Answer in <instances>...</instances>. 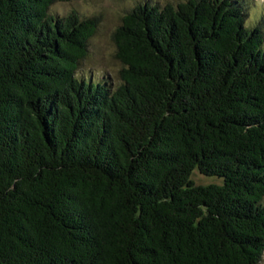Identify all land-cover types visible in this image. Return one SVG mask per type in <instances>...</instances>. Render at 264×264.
I'll list each match as a JSON object with an SVG mask.
<instances>
[{"label": "trees", "instance_id": "obj_1", "mask_svg": "<svg viewBox=\"0 0 264 264\" xmlns=\"http://www.w3.org/2000/svg\"><path fill=\"white\" fill-rule=\"evenodd\" d=\"M54 1L0 0V264H258L261 27L237 0L138 4L111 87L77 74L98 19Z\"/></svg>", "mask_w": 264, "mask_h": 264}, {"label": "rangeland", "instance_id": "obj_2", "mask_svg": "<svg viewBox=\"0 0 264 264\" xmlns=\"http://www.w3.org/2000/svg\"><path fill=\"white\" fill-rule=\"evenodd\" d=\"M237 1L247 14L246 27L258 25L264 35V0ZM145 2L162 6L167 2L177 3L179 0H66L54 1L50 4L49 11L57 15H64L72 10L81 17H96L98 19L96 31L87 42V55L78 67L77 74L79 76H91L95 79L105 80L111 87L120 83L119 70L122 64L115 56L113 31L120 24L125 12ZM191 178L196 184L220 183L222 181L217 176L200 175L198 172H194ZM258 264H264V253Z\"/></svg>", "mask_w": 264, "mask_h": 264}]
</instances>
